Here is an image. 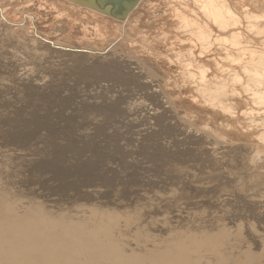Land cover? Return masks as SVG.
<instances>
[{
	"label": "rangeland",
	"instance_id": "1",
	"mask_svg": "<svg viewBox=\"0 0 264 264\" xmlns=\"http://www.w3.org/2000/svg\"><path fill=\"white\" fill-rule=\"evenodd\" d=\"M29 25L0 16V264H264V159L223 158L199 130L221 122L184 98L186 125L134 63L127 85L74 82L114 72L116 47H53Z\"/></svg>",
	"mask_w": 264,
	"mask_h": 264
},
{
	"label": "bare ground",
	"instance_id": "2",
	"mask_svg": "<svg viewBox=\"0 0 264 264\" xmlns=\"http://www.w3.org/2000/svg\"><path fill=\"white\" fill-rule=\"evenodd\" d=\"M0 16L25 31L30 24L29 31L42 38L37 17L61 26L60 41L44 37L53 47H81L80 41L88 42L86 35L93 37L92 45L116 47L110 55L114 57L104 59L114 72L91 75L89 71L96 70L86 67L73 81L91 86L115 78L127 85L133 76L122 77L128 75L127 64L134 63L157 83L158 95L186 125H196L197 120L181 106L184 98L221 122L226 132H217L207 121L199 130L226 146L223 158L248 151L254 154L252 160L264 159V0H0ZM70 55L76 60L90 57ZM122 102L123 97L115 99L111 113H118ZM106 107L95 110L104 114Z\"/></svg>",
	"mask_w": 264,
	"mask_h": 264
}]
</instances>
